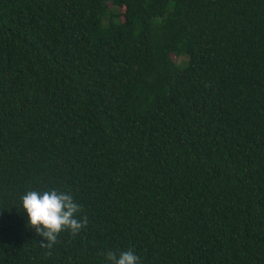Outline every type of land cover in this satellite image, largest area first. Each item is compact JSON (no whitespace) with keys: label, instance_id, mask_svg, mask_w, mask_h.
<instances>
[{"label":"trees","instance_id":"obj_1","mask_svg":"<svg viewBox=\"0 0 264 264\" xmlns=\"http://www.w3.org/2000/svg\"><path fill=\"white\" fill-rule=\"evenodd\" d=\"M52 189L88 224L49 249ZM128 249L264 264V0H0V264Z\"/></svg>","mask_w":264,"mask_h":264},{"label":"clouds","instance_id":"obj_2","mask_svg":"<svg viewBox=\"0 0 264 264\" xmlns=\"http://www.w3.org/2000/svg\"><path fill=\"white\" fill-rule=\"evenodd\" d=\"M21 200L23 210L28 214L29 225L47 241L42 242L41 247L51 249L63 231H70L72 236H76L87 227L86 215L82 219L77 218L82 206L75 201L71 193L55 189L28 190ZM48 255H51V252ZM105 258L110 264H141L140 256L132 249L122 251L119 255L108 252Z\"/></svg>","mask_w":264,"mask_h":264},{"label":"rangeland","instance_id":"obj_3","mask_svg":"<svg viewBox=\"0 0 264 264\" xmlns=\"http://www.w3.org/2000/svg\"><path fill=\"white\" fill-rule=\"evenodd\" d=\"M178 62H183V60H177Z\"/></svg>","mask_w":264,"mask_h":264}]
</instances>
